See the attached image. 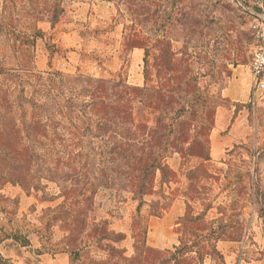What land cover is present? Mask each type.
I'll use <instances>...</instances> for the list:
<instances>
[{
	"label": "rangeland",
	"instance_id": "obj_1",
	"mask_svg": "<svg viewBox=\"0 0 264 264\" xmlns=\"http://www.w3.org/2000/svg\"><path fill=\"white\" fill-rule=\"evenodd\" d=\"M262 9L0 0V264H264ZM176 199L178 245H148Z\"/></svg>",
	"mask_w": 264,
	"mask_h": 264
},
{
	"label": "crops",
	"instance_id": "obj_2",
	"mask_svg": "<svg viewBox=\"0 0 264 264\" xmlns=\"http://www.w3.org/2000/svg\"><path fill=\"white\" fill-rule=\"evenodd\" d=\"M225 151L217 148L213 150L212 145L210 157L212 160L219 159ZM185 207L183 200L176 199L162 216L150 217L147 222L146 243L160 249H170L178 245V233L175 232V227L177 221L183 217Z\"/></svg>",
	"mask_w": 264,
	"mask_h": 264
},
{
	"label": "built area",
	"instance_id": "obj_3",
	"mask_svg": "<svg viewBox=\"0 0 264 264\" xmlns=\"http://www.w3.org/2000/svg\"><path fill=\"white\" fill-rule=\"evenodd\" d=\"M250 14L249 29L255 40V48L248 66L250 76L249 93L252 97H259L264 94V9L261 12H250Z\"/></svg>",
	"mask_w": 264,
	"mask_h": 264
},
{
	"label": "trees",
	"instance_id": "obj_4",
	"mask_svg": "<svg viewBox=\"0 0 264 264\" xmlns=\"http://www.w3.org/2000/svg\"><path fill=\"white\" fill-rule=\"evenodd\" d=\"M171 205V204H170ZM162 216V215H161ZM158 217H160V216H158Z\"/></svg>",
	"mask_w": 264,
	"mask_h": 264
}]
</instances>
